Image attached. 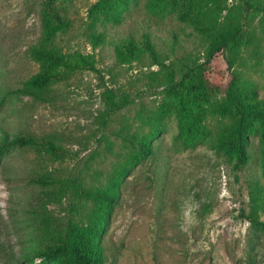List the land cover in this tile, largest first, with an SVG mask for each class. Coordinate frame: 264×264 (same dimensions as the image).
I'll return each instance as SVG.
<instances>
[{"label": "rangeland", "instance_id": "374dc122", "mask_svg": "<svg viewBox=\"0 0 264 264\" xmlns=\"http://www.w3.org/2000/svg\"><path fill=\"white\" fill-rule=\"evenodd\" d=\"M42 1L0 0V131L50 137L67 153L61 160L16 147L0 154V264H45L32 253L45 243L47 216L50 228L68 215L84 222L93 203L80 199L78 188L108 186L124 167L101 237L102 264H264V234L248 220L264 222L258 134H250L249 160L240 165L212 144L226 120L209 115L208 140L184 148L175 141V116L157 118L169 99L168 71L180 79L194 63L226 77L231 58V70L264 98L263 13L253 11L244 20L252 43L207 62L206 38L176 11H150V0H130L120 22L106 23L88 16L96 0H68L70 26L51 46L94 55L98 72L70 73L38 100L12 91L39 69L30 50L42 35ZM229 4L235 11L237 1ZM97 34L104 40L95 46ZM145 34L162 64L148 54L119 63L111 43ZM108 90L128 96L129 104L105 115ZM155 125L162 131L152 140V154L131 160L133 142ZM42 172L66 179L64 198L52 199L49 189L29 182Z\"/></svg>", "mask_w": 264, "mask_h": 264}, {"label": "trees", "instance_id": "16d2710c", "mask_svg": "<svg viewBox=\"0 0 264 264\" xmlns=\"http://www.w3.org/2000/svg\"><path fill=\"white\" fill-rule=\"evenodd\" d=\"M67 1H42L39 14L42 35L30 50V58L39 65V69L26 79L21 87L14 89L13 93L43 100L50 86L64 76L81 70L98 72L94 55L78 51L62 53L51 46L55 37L70 26V19L65 12ZM129 1L96 0L89 6L88 16L94 21L118 23ZM230 1H237L235 11L230 6ZM148 9L161 12L176 11V16L181 21L188 22L197 33L206 38L205 60L209 62L223 53H237L254 41L252 34L244 28V20L247 14L253 11L264 15V0H150ZM93 40L97 46V42H103L104 38L102 34H97ZM111 44L119 63L131 64L148 54L154 64H162L157 57L155 44L148 34L143 35L141 39L129 36ZM231 68V58H227L226 77L225 72L216 67L207 69L197 63L190 66L189 73L180 79H176L174 72L169 70V99L159 105L157 118L161 120L166 116H175L178 122L175 141L184 148H193L208 140L211 135L207 125L209 115L226 120L222 123L220 132L212 139V144L240 165L249 160L250 134L257 133L261 152L260 175L264 178V98L246 85L241 75ZM129 102L128 96L117 98L108 90L105 115L124 108ZM161 131V127L155 125L147 135L137 137L133 142L131 160L144 159L152 154V140ZM0 132V154L10 147H16L43 152L53 160H61L67 153L66 149L50 137H37L30 133L9 135L6 130ZM127 169L124 167L108 186L78 188V197L93 203L84 222L74 220L68 215L64 224L50 228L48 215L45 219V243L33 251L32 257L45 264H102L101 237L109 209L117 199L119 177ZM29 182L49 189L52 199L57 197L61 200L67 194L66 179H60L48 172L31 175ZM68 205L73 206L71 203ZM248 220L264 234V222L253 217H248Z\"/></svg>", "mask_w": 264, "mask_h": 264}]
</instances>
